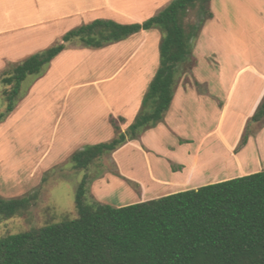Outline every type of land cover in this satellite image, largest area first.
Returning a JSON list of instances; mask_svg holds the SVG:
<instances>
[{"label":"rangeland","instance_id":"rangeland-1","mask_svg":"<svg viewBox=\"0 0 264 264\" xmlns=\"http://www.w3.org/2000/svg\"><path fill=\"white\" fill-rule=\"evenodd\" d=\"M29 1L0 0V60L10 58L0 62V113L9 89L1 79L68 31L91 22L86 17L127 24L114 14L120 10L142 23L172 0H61L65 6L54 14L90 6L100 11L66 20L52 16L42 32L40 27L21 28L48 18L31 17ZM211 10L213 18L179 68L180 97L163 121L102 156L87 171L75 170L71 155L111 141L112 120L125 131L128 125L118 112L134 100L133 87L146 93L158 69L159 29L99 50L74 42L41 76L27 77L21 84L23 99L0 124V196L35 194L36 200L26 213L0 221V238L76 218L75 192L85 174L87 202L117 208L264 172V123L251 124L253 136L239 148L248 120L264 100V0H211ZM28 49L29 55L21 57ZM184 143L190 158L178 149ZM185 165L202 171L198 187L173 176L172 168L180 172Z\"/></svg>","mask_w":264,"mask_h":264},{"label":"trees","instance_id":"trees-1","mask_svg":"<svg viewBox=\"0 0 264 264\" xmlns=\"http://www.w3.org/2000/svg\"><path fill=\"white\" fill-rule=\"evenodd\" d=\"M212 18L211 0H172L142 23L97 19L76 27L1 79L9 89L3 93L0 124L23 99L21 84L27 77L41 76L74 42L97 50L140 31L159 29V66L133 122L121 132L112 120L111 141L71 155L73 168L87 171L102 156L163 121L174 98L179 68ZM260 123H264V100L248 120L239 148L253 136L250 125ZM88 182L83 175L76 189V218L1 237L0 264H264V172L117 208L88 203ZM35 200V194L0 196V221L26 213Z\"/></svg>","mask_w":264,"mask_h":264},{"label":"crops","instance_id":"crops-1","mask_svg":"<svg viewBox=\"0 0 264 264\" xmlns=\"http://www.w3.org/2000/svg\"><path fill=\"white\" fill-rule=\"evenodd\" d=\"M57 1L58 0H30L29 4H28L29 6H28L27 9L30 12L31 17L48 16V18L46 20H44L43 18H41V19H39L37 21L34 20L32 23L26 24V25L22 26L21 28L27 30V29H34L36 27H40L39 31L42 32L43 31L42 30V26H44V24H47L49 21H51L52 20L51 19L52 16L53 17L57 16L58 19L66 20V19L76 18V17H80L81 18L82 16H86L87 14H93V13H96L97 11H100V9H98V8H96L94 6L91 8V6H90V8H86L84 10L77 9L76 12L75 11L74 12L73 11H69L68 12V11H63L62 10L63 12H59V14H54V9H56L58 7L65 6L64 1H61V0H59L58 2ZM105 5H106V9H110V7L108 6L109 3L107 1H105ZM115 13H117V15L119 17L123 18V20H120L122 22H125V20H127L128 21L127 24L140 23V22H138V20L136 18H134L135 16H133L131 13L129 14V13L125 12V11H120V10L119 11L116 10V12H114V14ZM101 17H104V15H102ZM85 19H88L89 21L92 22L94 19H96V17L95 16H89V17H86ZM141 32H147V31H140L139 33H141ZM37 33L40 34L38 31H37ZM39 37H40V35H39ZM61 38H62V36H61ZM60 39H59V41H60ZM118 43H120V42H118ZM112 45H114V44H112ZM29 50L30 49L26 50L25 52H21L20 56L23 57V58L26 57L27 55H29ZM97 50H99V49H97ZM63 52H61L58 56H60ZM58 56H56L54 59H56ZM2 58L7 60V61L10 60V58H8L6 55H4V57H2ZM2 58H1L0 62H2ZM54 59L52 60V62L54 61ZM219 67H220V65H219ZM133 89H134V87H133ZM133 89H131V92L133 93V95L136 94L134 100H132V102L129 105L125 106V110H122V112L121 111L118 112L119 114H121V116H122L121 118L126 120V123H127L128 126L130 125V122L135 119L136 115L138 114V112L140 110V107H141L140 100H141V97L144 95L143 93H144V89L145 88L142 87L140 92H139V90L135 91V89L133 91ZM180 92H181V90L180 91L179 90L176 91V89H175V94H174V98L172 100V103L176 100V98L179 99ZM172 103H171V106H172ZM171 106H170V108H171ZM170 108H169V110H170ZM125 111H126V113L128 112V114H126ZM168 111H167V113H168ZM127 127H126V129H127ZM146 132H144L141 136H143ZM257 137L255 139H257ZM186 146H188L187 143L179 144L178 149H182V151L185 152ZM184 155L187 156L188 158L191 157L189 152H185ZM199 159H200V157L196 158L197 161H199ZM201 168H203V167L201 166ZM180 169H181V170H179L180 172H175L173 176H175L177 178L180 177L179 181L181 183L187 185V184L195 182L194 185L196 187H198L200 184L197 185V183H200L201 181H203L202 179L204 178V175H203L202 171L201 172H197L194 168H191L190 170H188L186 165L183 166Z\"/></svg>","mask_w":264,"mask_h":264}]
</instances>
